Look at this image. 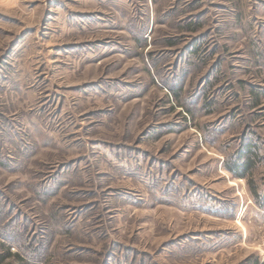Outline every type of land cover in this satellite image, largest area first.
I'll return each mask as SVG.
<instances>
[{
	"label": "rangeland",
	"instance_id": "374dc122",
	"mask_svg": "<svg viewBox=\"0 0 264 264\" xmlns=\"http://www.w3.org/2000/svg\"><path fill=\"white\" fill-rule=\"evenodd\" d=\"M252 184L264 0H0V264H264Z\"/></svg>",
	"mask_w": 264,
	"mask_h": 264
},
{
	"label": "trees",
	"instance_id": "16d2710c",
	"mask_svg": "<svg viewBox=\"0 0 264 264\" xmlns=\"http://www.w3.org/2000/svg\"><path fill=\"white\" fill-rule=\"evenodd\" d=\"M261 160V154L255 143H248L238 152L235 159L225 161V168L236 177L249 178ZM251 191L259 206L264 207V194H260L258 186L252 184ZM255 264H259L256 262Z\"/></svg>",
	"mask_w": 264,
	"mask_h": 264
}]
</instances>
